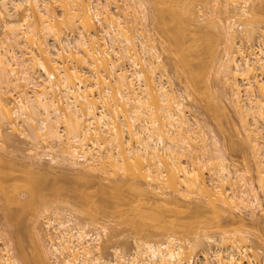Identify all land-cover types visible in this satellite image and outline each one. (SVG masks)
Masks as SVG:
<instances>
[{
  "label": "bare ground",
  "instance_id": "obj_1",
  "mask_svg": "<svg viewBox=\"0 0 264 264\" xmlns=\"http://www.w3.org/2000/svg\"><path fill=\"white\" fill-rule=\"evenodd\" d=\"M186 1L149 0L153 24L164 34L169 43L165 49L194 92L211 90V76L227 89L254 159L256 184L230 162L210 127L190 113L184 94L169 81L150 35L145 2L0 0V27L5 31L0 38V149L7 130L18 132L30 143L29 166L47 161L80 175L101 172L104 179L113 178L115 186L127 183L161 202L170 215L156 217L159 222L173 219L161 228L159 240L139 239L125 257L115 248L113 262L104 256L106 227L101 228L103 234L91 233L71 213L62 217V211H54L44 218L49 247L43 248L41 238L33 263L25 256L18 261L11 245L2 243L0 264H48L49 256L56 264H194L187 251L204 242L217 248L213 256L203 255L200 264L258 263L250 253L243 220L225 229L220 213L227 212L232 221L235 211H248L256 221L264 215V34L258 32L264 0H207V11L200 15ZM199 18L216 33H199ZM63 25L70 28L69 35L62 32ZM190 34L198 36L190 39ZM255 36L256 46L244 47ZM219 43L223 56L216 61ZM216 103L225 112L222 99ZM35 179L24 183V200L10 198L1 181L0 190L8 202L31 208L45 197L46 187ZM200 198L209 210L198 204L194 214L189 203ZM181 200L189 202L187 208L183 205L186 212L177 210ZM207 211L214 221L205 216ZM204 216L193 240L176 235L178 228H188L185 220ZM211 229L218 239L207 234Z\"/></svg>",
  "mask_w": 264,
  "mask_h": 264
},
{
  "label": "rangeland",
  "instance_id": "obj_2",
  "mask_svg": "<svg viewBox=\"0 0 264 264\" xmlns=\"http://www.w3.org/2000/svg\"><path fill=\"white\" fill-rule=\"evenodd\" d=\"M142 1L146 3L147 7V22L149 25L148 28L150 30V35L156 40L157 46L161 51L164 69L167 73L169 81L172 83L175 90L184 94V102L189 107L190 113L199 121L201 125H207L210 127L211 130H209L213 132L214 135H216L230 162H232L237 169L245 170L247 179H251L253 183L256 184L254 159L248 144L245 142L246 140L244 131L237 114L234 112L232 104L229 101L227 89L223 86L220 80H217L215 77L211 76V84L209 83L211 85V90L205 89L202 91L201 89L198 90V92L197 90L194 92V89L188 83V79L186 78L185 74L181 69L174 65V62H176L174 60V55L170 52L168 53L170 50L167 51L165 49L166 46H169V43L165 42L167 39L165 38L164 34L157 30V24H153L155 23V11H153V5L151 2H149V0ZM206 1L207 0H187L186 3L191 5L196 15H200L201 12L205 13L207 11L208 4ZM54 9L57 16L60 17L61 9L56 6V4ZM19 14L17 15L18 17ZM20 17L22 18V15ZM20 17L18 19H20ZM185 17H188L187 14H185ZM207 17L208 15H206L204 18ZM204 20L202 21L200 18L196 20V26L199 30V33H216L213 28L207 26L208 23ZM1 23L0 25H2ZM97 25L99 26L98 23ZM258 27L260 29L258 32L260 31L261 34H264V16H262ZM234 28H236L238 31L240 30L239 27ZM62 30L64 34L66 33L65 35H69L71 31L70 28H67L65 25L62 26ZM74 30L75 29H73V31ZM4 32L5 31H3L0 27V38H2V36L5 34ZM76 32L77 30L75 33ZM260 33L259 35L256 34V36L261 37ZM190 35V39H194L198 36V34ZM256 36L252 42L244 43V47L247 48V46H256V43L258 42ZM215 52V60H220L223 56L222 43H219ZM209 59L210 58H208V61ZM214 63L215 62L211 60V64ZM183 74L184 76H182ZM201 91L203 92L204 96L200 95L202 94L200 93ZM204 91L208 94L209 91L211 92V100L209 99L210 94L208 96ZM185 93H187L188 96H186ZM219 98L222 99L225 106V112L223 113H221L222 111L220 109L219 113L217 107L218 105L216 101ZM207 100L212 101L213 106H216V108L215 106L214 108L212 107L214 110H212L210 106L208 107L211 102L209 103ZM208 128H206L207 131H209ZM6 133L8 134V139L6 138L4 141V148L0 149V157H2V160H0V181L1 184H4L7 195L10 198L16 197L20 200H24V198L27 196L25 194L26 188L24 183L27 182V180L31 181V177H33V179L34 177L36 178L35 181L33 180V182L38 180L39 184L46 187L44 190L45 197L42 199V201L40 200L39 202H36V204L31 208L25 209L20 206V204L8 202V198L6 199V196L4 197L3 194L4 192L2 193L0 190V244L2 245V243H9L13 249V255L18 259V261H20L19 256L21 258L25 256L33 263L37 253V248H35V246L37 247L36 244H38L41 238L42 240L40 241V244L43 245V248L49 247L48 240L46 241V238H44L48 231L44 224V218L46 216L49 217V215H51V213L53 214L54 211H62L64 213H61L63 214L62 217L71 213L73 217L75 216L80 224L86 223L88 225L86 231L91 233H94L96 230L101 232L102 226L106 227L107 236L102 237V245L104 247L103 251L105 259L113 262H115V248H117L122 256L125 257L133 251L137 240H159V232H163L166 227L165 224H167L170 219L171 221L173 220L172 218H169V221L167 222L168 219H163L160 221V223L157 219L159 216L164 218L169 217L168 215H170L169 212L165 210L161 202H155L151 196H147L144 193V195H141L139 194V191L135 192L136 189L133 191L132 187L127 185V183H119L117 186H115L113 183L116 181L113 178L108 180L104 179V176L101 172H98L97 174L92 173L91 176L89 173H82L80 175L79 172L72 170L67 165L53 167V165L48 164L47 161H42V163L39 164L36 163L34 164L35 166L33 165V167L29 166L32 163V161H30L31 159L29 158V140L25 137H22L18 132L12 133L7 130ZM117 178L118 179L116 180L121 181V178ZM145 186L146 184L139 188ZM55 188H58V190ZM108 198L109 200H107ZM201 199L203 198H200L198 201H196L197 199H191L190 203L188 202L190 208L189 210H192V212L194 211V214H196L195 210L197 209L198 204L203 210L208 209L207 205L206 209L204 208L205 200ZM104 200L107 202H113L112 204H108L106 202V204L109 205L108 207V205L105 206ZM101 201L105 207H102ZM183 202L184 201L182 200L178 201V203L182 205V208H178L177 210L186 212L185 207H188L186 205L188 203ZM262 203L264 208V202ZM235 212L233 221L231 217L228 216L227 212L223 211L220 213V220L224 225V228L231 229L238 227L240 221L243 220L245 224L243 229L250 233L248 235L250 240L248 245L251 248L250 253L255 255V260L258 262L257 264H264V215H261L260 217L258 216L256 221L255 219L249 217L248 211H237V215ZM209 213L210 212H208V215L206 214L205 216H209V219L207 218L208 220L214 221L215 219L211 220L213 215H210ZM177 214H179L177 217L181 218L182 216H187L185 213ZM191 214L193 215V213ZM12 215L15 217L12 218ZM205 216L202 217L203 219L200 217H195L192 219L186 218L188 221L184 219L187 223H189V226L188 228L183 227L184 230L182 227L178 228L177 231L180 233L178 234V232H176V235L178 237L180 236L179 238L181 239L187 238L193 240V232H195L196 226L199 224L201 225V220L205 221ZM159 223L162 226H160ZM168 224H170V222ZM180 229L182 231H179ZM207 234L209 236H214L215 239L219 238V234L215 229H211V232L209 230ZM216 248L217 247L214 244H208L204 242L200 244L194 251L191 252L188 250L187 252L192 253L191 256L194 257V264H200L202 263L203 255L213 256V251H215ZM48 258V264H56V259L53 256H49ZM215 261L216 260L213 262ZM19 263L21 264V262Z\"/></svg>",
  "mask_w": 264,
  "mask_h": 264
}]
</instances>
